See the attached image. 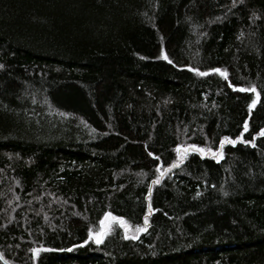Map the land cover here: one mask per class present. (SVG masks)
Masks as SVG:
<instances>
[{
    "label": "trees",
    "instance_id": "16d2710c",
    "mask_svg": "<svg viewBox=\"0 0 264 264\" xmlns=\"http://www.w3.org/2000/svg\"><path fill=\"white\" fill-rule=\"evenodd\" d=\"M261 129L264 0H0L6 264H264Z\"/></svg>",
    "mask_w": 264,
    "mask_h": 264
},
{
    "label": "snow or ice",
    "instance_id": "6c2138e0",
    "mask_svg": "<svg viewBox=\"0 0 264 264\" xmlns=\"http://www.w3.org/2000/svg\"><path fill=\"white\" fill-rule=\"evenodd\" d=\"M169 63H171V61H169ZM192 71H197L196 69H191ZM210 71L211 72H220V74L221 75H226L225 73H223V72H221V70L220 69H210ZM197 74L198 75H207L208 73H206V72H198L197 71ZM230 87H232V85L230 84L229 85ZM235 90V89H234ZM240 91H247V92H252V93H256V89L254 88V87H250V88H241V89H239ZM257 96H258V93H257ZM256 99H253L252 100V102L249 104V109L251 110L253 107H254V105L256 104ZM245 130H247V121L245 122ZM257 135H259V136H264V129H261L258 133H257ZM237 139H239V137L237 138ZM235 143L236 141H234V140H230L228 137H223L222 139H221V146H223V144L224 143ZM245 143H248L247 141H245ZM193 150H195V151H198V152H200L201 154H203L204 152H205V149H202V148H198L196 145H192V146H190ZM176 151H177V153H179L180 151H181V146L180 145H177V148H176ZM184 151H185V153L187 152V149H184ZM207 151H211L210 149L209 150H207ZM149 155H152L151 153H149ZM217 154L216 153H213V156H216ZM181 162H182V158H181ZM173 166H175V165H173ZM157 170L159 171V167L157 168ZM158 182V179H157V181H154V183H157ZM111 220V221H114L116 224H118L119 225V227L120 228H122V229H127V223H126V221L123 219V218H119V217H114V216H112L110 213H105L104 214V218L103 219H101L100 220V225H101V230L98 232V233H96V235H95V242L97 243V244H100L101 242H102V240H103V237L105 236V235H107L108 234V231L110 230V226L108 227V228H106L105 227V225H106V221H108V220ZM136 231H143V229L142 228H137L136 229ZM92 230H89V237L90 238H92ZM125 238L127 239L128 238V236H127V234L125 235ZM133 239H135V236H133L132 237ZM85 243H87V241H85ZM31 251L33 252V254L35 255L36 253H37V249H31Z\"/></svg>",
    "mask_w": 264,
    "mask_h": 264
},
{
    "label": "rangeland",
    "instance_id": "374dc122",
    "mask_svg": "<svg viewBox=\"0 0 264 264\" xmlns=\"http://www.w3.org/2000/svg\"><path fill=\"white\" fill-rule=\"evenodd\" d=\"M184 149H187V152H186V153H185ZM190 152H194V153L197 152V153L200 154V155H207V154H208L209 156H213V153H216L217 155H216V156H213V157H215L217 160L221 158V153H219V152L207 151V149H205V152H204L203 154H201L200 152L195 151V150H193L192 148L189 149L188 147H182L181 151H180L179 153H177V163H179V162L181 161V158H182V160H183L184 157L187 155V153H190ZM177 163H176V164H177ZM165 172H166V170L160 169V170H159V175L162 176ZM146 224H147V222H145V224H144L143 226H141V227H130V226L127 224V226H128L127 229H122V228L119 227L118 224H116L114 221H111V220L109 219L108 221H106V225H105V227L108 228V227L110 226V230H111L112 227H114V226H118V227L122 230V232H123L122 234H124V235L127 234L128 238H132L133 236H135V238H136L141 232H143V231L145 230ZM137 228H142L143 231H136ZM100 230H101V225L99 226V229L95 232V234L93 233V235H92V240L95 241V235H96V233H98ZM110 230L108 231V233L110 232ZM105 236H106V235H105ZM105 236H104V237H105ZM104 237H103V238H104Z\"/></svg>",
    "mask_w": 264,
    "mask_h": 264
},
{
    "label": "water",
    "instance_id": "95a60500",
    "mask_svg": "<svg viewBox=\"0 0 264 264\" xmlns=\"http://www.w3.org/2000/svg\"><path fill=\"white\" fill-rule=\"evenodd\" d=\"M0 260H1L4 264H6V262H4V260L1 258V256H0Z\"/></svg>",
    "mask_w": 264,
    "mask_h": 264
}]
</instances>
